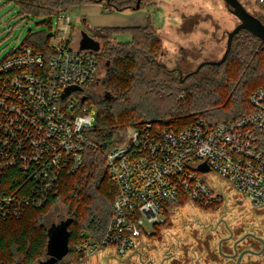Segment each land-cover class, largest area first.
<instances>
[{
	"label": "built area",
	"instance_id": "built-area-1",
	"mask_svg": "<svg viewBox=\"0 0 264 264\" xmlns=\"http://www.w3.org/2000/svg\"><path fill=\"white\" fill-rule=\"evenodd\" d=\"M256 1L264 14V0ZM58 20L65 26L52 37L50 54L25 43L0 60V220L45 206L94 146L89 130L97 110L82 97L98 74L97 52L74 48L69 17L61 13ZM73 87L81 89L68 92ZM250 103L249 114L214 125L197 118L127 126L124 142L106 157L118 190L113 212L102 235L81 233L79 261L106 248L126 255L184 198L216 209L232 189L264 207V88L251 93ZM204 163L209 171L200 169ZM212 177L231 188H217Z\"/></svg>",
	"mask_w": 264,
	"mask_h": 264
},
{
	"label": "trees",
	"instance_id": "trees-1",
	"mask_svg": "<svg viewBox=\"0 0 264 264\" xmlns=\"http://www.w3.org/2000/svg\"><path fill=\"white\" fill-rule=\"evenodd\" d=\"M6 1L17 3L23 14L42 17L61 14L88 3L103 2L110 10H123L132 8L137 2ZM259 18L264 23V14ZM123 31H128L132 39L118 41L116 33ZM90 34L101 42V52L96 53L99 64L102 55L110 59L102 83L103 96L94 92L85 94L97 75L83 90L85 106L97 108L96 124L89 130L97 149L94 146L87 148L81 168L61 182L45 206L28 209L18 220H0V264H36L48 257L49 227L44 225V219L58 201H64L74 214L75 218L68 217L72 219L68 255L79 261L80 253L75 246L81 233L88 231L95 237L102 235L100 233L106 229L113 212L118 190L109 176L106 157L111 149L124 142L127 126L141 125L149 120L187 124L203 118L211 125L237 120L252 112L251 93L258 87L264 88V41L245 29L235 35L232 49L222 64L204 65L202 69L210 68L211 74L187 85L183 84L179 68L167 69L158 62L162 43L150 22L144 27L92 28ZM52 37L46 31L29 33L21 44H33L50 54ZM154 68V78L149 80L145 70ZM196 74H189L187 79ZM57 264L65 263L59 261Z\"/></svg>",
	"mask_w": 264,
	"mask_h": 264
},
{
	"label": "rangeland",
	"instance_id": "rangeland-1",
	"mask_svg": "<svg viewBox=\"0 0 264 264\" xmlns=\"http://www.w3.org/2000/svg\"><path fill=\"white\" fill-rule=\"evenodd\" d=\"M240 1L256 16L262 15L261 6L256 0ZM64 14L71 21L66 32L74 48L78 47L82 29L90 33L92 28L144 27L150 22L161 38L162 47L157 55L158 62L167 69L179 68L182 79L194 73L200 63L222 58L227 47L228 33L240 22L224 0H141V7L138 10L130 7L123 10H110L105 3L95 2L74 6ZM58 17L59 14H53L50 17L26 15L21 13L19 5L14 1L0 0V60L11 50L19 47L29 33L46 31L54 36L57 29L62 30L65 26V21H59ZM86 21L90 27L86 25ZM116 37L122 42L132 39L128 31L117 32ZM109 67L110 59L102 55L98 74L85 94L94 92L100 97L103 96V78ZM155 71V68L152 71L145 70L149 80L154 78ZM211 72L212 70L208 67L201 68L195 72L197 74L192 79L185 78L183 84L197 81L198 78ZM96 82H98L97 85ZM94 108L97 110L96 107ZM211 181L217 188H231L226 182L219 183L216 177H212ZM228 191L226 200L220 202L216 209L225 208L226 217L232 227L244 225L245 232H252L264 238V207L256 208L241 194H236L232 189ZM209 209L211 208L201 207L190 199L184 198L169 207L164 216V223L156 226L154 233L147 237H157L167 228L177 233L174 227L181 223L189 224V222L209 219L208 217L219 218L217 213H212L215 208ZM70 216L74 217V214L67 204L64 201H58L47 213L44 225L50 227ZM80 222L83 223L82 220ZM117 259L116 253L106 248L87 258L84 263L76 261L71 255H67L61 261L65 264H117ZM262 264H264V257Z\"/></svg>",
	"mask_w": 264,
	"mask_h": 264
},
{
	"label": "flooded vegetation",
	"instance_id": "flooded-vegetation-1",
	"mask_svg": "<svg viewBox=\"0 0 264 264\" xmlns=\"http://www.w3.org/2000/svg\"><path fill=\"white\" fill-rule=\"evenodd\" d=\"M212 213L219 218L181 223L174 227L177 233L167 228L157 237H142L126 255H116L117 264H262L264 238L245 232L244 225L232 227L225 208Z\"/></svg>",
	"mask_w": 264,
	"mask_h": 264
},
{
	"label": "water",
	"instance_id": "water-1",
	"mask_svg": "<svg viewBox=\"0 0 264 264\" xmlns=\"http://www.w3.org/2000/svg\"><path fill=\"white\" fill-rule=\"evenodd\" d=\"M226 5L230 8L231 12L239 19V23L235 26L233 30L228 33L227 47L224 55L219 60H209L204 61L199 64V66L194 70V72L199 71L204 65H220L222 64L227 56L229 55L233 39L236 34L241 30L245 29L257 36L264 41V23L262 20L256 16L254 13L250 12L247 7L240 0H224ZM141 7V0H137L135 6L132 7L134 10H138ZM86 25L90 27V24ZM79 49L81 50H93L99 52L101 49V42L94 38L88 31L82 29L80 33V39L78 42ZM186 75L182 80L187 78ZM74 89H81L77 87L71 88L68 92ZM86 100V96L82 97V101ZM200 169L202 171H209L210 168L207 164H201ZM72 222L71 218H66L58 224H52L48 228V244H47V254L48 257L44 260L39 261L36 264H57L59 261L63 260L69 253L70 247V231L69 226Z\"/></svg>",
	"mask_w": 264,
	"mask_h": 264
},
{
	"label": "crops",
	"instance_id": "crops-1",
	"mask_svg": "<svg viewBox=\"0 0 264 264\" xmlns=\"http://www.w3.org/2000/svg\"><path fill=\"white\" fill-rule=\"evenodd\" d=\"M117 255V254H116Z\"/></svg>",
	"mask_w": 264,
	"mask_h": 264
}]
</instances>
